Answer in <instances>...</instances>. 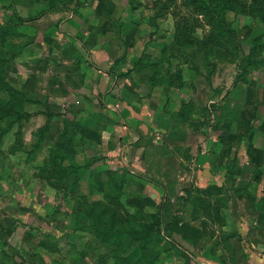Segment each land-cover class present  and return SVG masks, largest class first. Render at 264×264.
Here are the masks:
<instances>
[{
  "label": "crops",
  "instance_id": "1",
  "mask_svg": "<svg viewBox=\"0 0 264 264\" xmlns=\"http://www.w3.org/2000/svg\"><path fill=\"white\" fill-rule=\"evenodd\" d=\"M2 1L0 8L5 6L7 9L0 10V30H7L5 50L11 58L8 72L10 76L15 75L10 78L25 77V91L41 100L37 105L44 117L51 115L61 118L63 122L64 113L72 110L67 112L70 115L67 114L68 117L94 129L88 133V140L91 143L95 140L102 154L107 157L93 165L85 164L87 166L80 169V176L82 170L89 167V172H94V178L99 180L98 177L103 173L120 169L119 164L130 167V161L133 162L132 166H139L143 170L144 165L140 160L146 157L144 151L147 148V144L142 143L144 135L154 125L157 131L164 130L158 127L162 122H157L151 116L148 112L149 102L146 103L157 86L152 87L148 74H145L149 90L141 94V88L134 81L139 78V73L133 71L131 76L120 74L131 69L144 51L153 58L155 55L144 46L137 54L132 52L142 41L138 39L130 42L126 33L123 34L122 14L114 18L113 7H109L113 14L104 16L102 12L98 15L97 4L91 3L66 7L57 1L55 8H51L47 0ZM18 19L24 21L25 27L18 24ZM125 48L128 51L117 67L115 61L119 59L120 50ZM231 108L232 111L227 114L239 124L238 131L223 139L219 134L216 141L220 147L214 150L209 162L195 169V176L187 179L185 187L177 189L173 181V185H170L179 196L191 187L194 190L202 189V196L211 204L200 209L197 205H188L187 220L202 227L203 235L197 245L177 237L185 255L169 257H183V263L178 264H264V127L256 125V116L253 117V111L249 112L251 107L247 103H233ZM252 125L255 126L253 129L250 127ZM89 134L92 136L89 137ZM74 135L79 140L82 133ZM229 137L246 140V146L241 143L239 146L238 142L233 148L230 143L225 144L229 146H223L225 142L222 140ZM160 146L155 144L149 147L158 152ZM76 148V155L74 151L72 154L73 157L75 155L73 164L79 166L77 161L88 153L90 155L93 146ZM44 152L49 155V149L43 150V158ZM68 154H71L69 150ZM224 156L226 162H217ZM98 163H103L104 169H100ZM119 171L124 172L123 169ZM145 171L150 173L148 169ZM91 179L90 184H93V176ZM141 183L148 185L149 182L143 179ZM41 187L44 189L43 194L51 191L55 197L56 190L52 185L43 181ZM154 187L158 188L157 185ZM28 189L21 204L27 211L22 209L18 213H0V220H4V227H0V264H67L51 256L46 257L61 249L66 250L55 238L58 233V241H63L65 232L61 226L64 221L66 223L68 213L65 217L56 216L48 210L56 203V197L55 200L47 199L48 206H43L36 201L39 195L37 189ZM203 203L207 205V202ZM31 215L35 216L39 224L27 223L26 229H23L27 234L19 235L16 226L20 225L19 219L27 222ZM45 220L50 224L54 220L62 223L58 227L53 226V229H46L43 226ZM77 234L79 231L72 238H79ZM47 236L54 240V245L38 242L34 247V251L39 250L41 255L38 261L29 260L26 256L21 259L18 255L13 259L2 254L4 247L27 248L31 237H37L39 241Z\"/></svg>",
  "mask_w": 264,
  "mask_h": 264
},
{
  "label": "rangeland",
  "instance_id": "2",
  "mask_svg": "<svg viewBox=\"0 0 264 264\" xmlns=\"http://www.w3.org/2000/svg\"><path fill=\"white\" fill-rule=\"evenodd\" d=\"M7 1L3 0L2 2L6 3ZM227 1L230 4L228 3L227 6L226 18L237 33L238 44L235 43L236 47L230 43L228 37L220 42L215 41L214 23L212 22L216 23L217 18L208 12V0H59V3L66 7L69 5L79 7L85 3L97 4V14L100 15L103 12L104 16L112 13L109 7H113L114 18L122 14L123 34L126 33L125 35L129 37L130 42L138 39L142 41V44L140 43L132 50L134 54H137L142 48L141 46H144L145 48L148 47L149 51L158 59L164 52L163 47L171 43L176 28L189 31L188 35L191 38L192 46L190 49L184 50V53L200 51L198 58H190L191 61L185 63V59L180 55L181 48L166 49V55H171V72L177 71V69L183 70L185 87L177 88L174 85L168 89L161 82L151 92V99L146 102H149L148 112L157 119V122H162V125L158 124V127L164 130L157 131L155 125L154 127L151 126L144 135L142 143H154L157 146L165 143L172 151L166 154L165 151L167 150H163L161 153L160 149L156 152L150 148L146 157L140 160L144 165L143 170L139 166H132V161L129 162L130 167L119 164L120 169L115 170V172L123 169L126 179H128L123 188L124 195L121 197L124 202L122 205L124 216L126 213L136 215L141 210L149 215L156 212L158 207L164 210L168 203H171L172 210H176L186 218L188 206L177 200L178 192H173L170 185H173V181L177 184V189L185 187L187 179L195 176V169L209 162L214 150L220 147L216 141L219 134L223 139L233 136L238 131L239 124L227 113L225 114V111L229 113L232 111L233 103H247L251 107L249 112L253 111V117L256 116L254 118L256 125L264 127V0ZM1 9L7 8L2 6ZM18 20V24L25 27L24 21ZM202 49L207 55L203 54ZM127 51L128 48L120 50L118 58L123 57ZM166 68L167 65L164 64L160 68L165 76ZM189 68H194L191 71L192 74H190ZM6 73V82L29 100L22 101V103L18 100L17 109L22 110V105V111H25L30 117L16 119L12 114L0 121V213L5 211L18 213L21 211L23 209L21 206L23 197L28 192V188H36L39 194L36 201L39 204L48 206L47 199L48 201L49 199L55 200L56 197V203L48 207V210L59 217H65L68 213L66 223L64 221L61 226V230L65 232L63 241H58L60 235L58 233L57 238H55L58 244L61 243L65 246L66 250L61 249L57 253L53 252L46 258L51 256L53 259L65 261L67 264H120V259H126L130 264H135L141 255V252H138L137 243L126 245L129 242L126 240L120 248L127 249L110 251L111 248L102 245L89 229H76L75 210L78 208V204L73 195L71 196L63 190H56L55 197L51 191L50 193H42L44 189L42 187L40 189V185L44 180L39 176L41 175L39 167L49 159L46 152H44L43 158V150L50 149L54 145V140L59 141L60 136H66L68 139L72 137L75 129L64 123V121L71 120L67 112H72V110L64 113L63 122L61 118L48 115L47 112L44 113L48 116L44 117L42 109L37 105V103H41V100L38 97L35 99L25 91V77L10 78L15 77V75L10 76L8 66ZM207 73L208 79H206ZM144 77L139 76L134 80L135 85L141 88V94H146L149 90L147 78ZM180 79L177 78V80ZM134 96L136 97L137 94ZM0 98L9 100V94L0 91ZM181 100H194L193 103L198 108L195 113L192 111L191 119L186 123L188 126L186 125V128L182 126L187 130V137H183V140L179 141L177 138H172L171 113L180 109ZM204 107L208 108L207 112L205 109L202 110ZM222 111L223 114L220 116ZM155 124L157 123L155 122ZM216 124L219 125L216 126ZM254 125L250 127L253 129ZM81 130L82 133L86 134L91 133L94 129H91L90 125L82 124ZM91 136L92 134H89V137ZM222 141L225 142L223 146H229L225 144L230 143L231 148L237 142L238 145L241 143V145L246 146V140L229 137ZM158 143L161 144L158 145ZM80 146H85V148L93 146L90 155L88 153L87 156L85 155L86 157L79 159V162L77 161L83 167L85 164L93 165L96 161H104L107 158L102 154V149L98 147L95 140L91 143L88 137L87 140L84 138V144ZM217 162H226V157L218 159ZM102 164L98 163L100 169H104ZM146 169L150 173L145 171ZM89 171L88 167L81 173L80 190L82 193L89 191L88 184L92 181V176L93 181L98 180L97 177L94 178V172ZM153 175L156 177V181L151 180ZM98 178L100 181L101 179L106 180L108 174L103 173ZM143 179L149 182L148 185H142ZM151 181L158 188L155 189ZM93 188V197L97 200L103 199V188L99 186ZM183 191L185 190L183 189ZM42 195H44L43 198ZM140 197L143 198L142 202H139ZM23 210L27 211L26 208ZM37 221L33 215L27 222L19 219L20 225H16L19 235L27 234L23 230L26 229L27 223H38ZM45 221L43 226L46 229H53V226L58 227V224L62 223V221L57 222V220H54L53 224ZM3 222V219L0 220V227H4ZM56 229L59 230V228ZM76 231H79L77 234L79 238H72ZM33 238L29 239L30 244L26 246L27 248L23 246L20 249L16 246L4 247L2 254L4 257L9 255L13 259L15 255H18L21 259L26 256L29 260L38 261L41 255H39V250L34 251V247L40 241L44 242V245H54V240L48 236L43 240L40 238L39 241L37 237ZM131 242H133L132 239ZM183 261V257L167 258V255L164 254L162 260L157 264H178L183 263Z\"/></svg>",
  "mask_w": 264,
  "mask_h": 264
},
{
  "label": "trees",
  "instance_id": "3",
  "mask_svg": "<svg viewBox=\"0 0 264 264\" xmlns=\"http://www.w3.org/2000/svg\"><path fill=\"white\" fill-rule=\"evenodd\" d=\"M47 1L49 2L51 8H55L54 5L57 1L59 2V0ZM228 3L230 4L227 0H208L207 10L211 15L217 18L216 23L212 22L214 23L213 31L215 41L220 42L225 37H228L230 43L235 46V43L238 44L237 33L226 18ZM6 32L7 30H0V91L7 92L9 94V100L0 98V121L12 114L16 119L30 117L27 116L25 111H22V105V110H18L16 106L18 100H20L21 103L22 101H29L27 97L16 91V89L6 82V67L11 59L8 57L5 50L7 49V45L5 43ZM188 34V30L176 28L171 43H168L163 47L164 52L161 53V56L158 59H156V57L153 58L151 54L144 51L142 55L134 61L133 67L124 73L122 72L120 76H131V73L135 71L136 73H139L140 77H144L148 74V81L152 87L161 84V82L165 84L168 89L174 87V85L177 87L185 86L183 70L177 69V71L171 72V55H166V49H176L177 47L181 48L180 55L183 59H185V63H189V61H191L190 58H198V53L200 52L199 50L193 51L194 53H184V50H188L192 46V41ZM2 47L3 49H1ZM202 52L204 55H207L203 49ZM124 58L125 55L117 59L115 61V66L118 67L120 61ZM246 58L248 59L249 57ZM163 64L167 65L166 76L160 69ZM192 70H194V68H189L190 74H192ZM200 71L202 72V70ZM177 78L181 79L177 80ZM208 78L209 75L207 73L206 79ZM193 102L194 100L183 101L180 105V109L171 113L172 138H177L179 141L183 140V137L185 138L187 132L184 128L188 126L186 123L191 119L190 115L192 114V111L195 113L198 108ZM204 109L206 112L208 111L207 107H204L202 110ZM226 113L228 112L225 111V114ZM222 114L223 111L220 113V116ZM226 120L229 121V119ZM219 121L221 122V120ZM64 123L71 126V128H74L75 132L69 139L66 136H60L59 141L54 140V145L49 149V159H47L45 163L39 167L41 174L39 176L45 182L52 185L55 190H63L69 193V195H73L75 202L78 204V208L75 210L77 229H89L93 234H95L102 245L109 246L111 248L110 251H118L119 249L122 251L123 249H127L120 248L126 240L129 241L126 245H130V243H132L131 245H134V243H137L138 252H141V255L135 264H157L160 260H162L164 254L168 257L176 254L185 255L184 248L181 247L177 237L184 242H188L193 245L198 244L203 235L202 227L193 225L191 221L187 220V217L184 218L176 210L173 211L171 203H168L164 210L158 207L156 212L149 215H146V213H144L145 211L142 212L141 210L138 211L136 215H129L126 213L124 216L122 209L124 202L121 197L124 195L123 188L125 186V182L128 180L126 179L127 177L125 175V171H108V178L106 180L94 181L93 184H90L89 191L87 193H82L80 190V169L83 166L73 164V158H75L77 152L76 147L84 144V138L87 140L88 133H82L81 125L83 123H80V121L67 120L64 121ZM219 124H216V126ZM182 126L184 128H182ZM77 132L82 133L79 140L76 138L77 136L74 135ZM42 133H44V130H42ZM149 146L153 147L154 143L147 144L144 156H146L149 152ZM164 147L165 149H163ZM159 149L161 153H163V150H167L165 151L166 154L172 151L166 144L161 146ZM68 150L71 152L70 155L68 154ZM73 151L75 155L71 158ZM151 180L156 181V177L152 176ZM95 186L103 188V199L97 200L93 197L92 189H94L93 187ZM202 191V189L194 190L191 187L186 190L184 195L178 196L177 200L184 203L185 206L197 205L199 209L210 206V201L204 199L201 194ZM202 200L207 202V205L204 204ZM142 201L143 198L140 197L139 202ZM131 239L133 242H131ZM119 263L130 264L126 259H120Z\"/></svg>",
  "mask_w": 264,
  "mask_h": 264
}]
</instances>
